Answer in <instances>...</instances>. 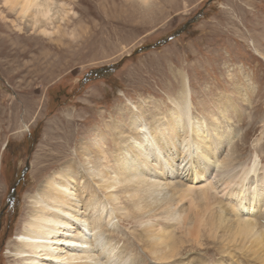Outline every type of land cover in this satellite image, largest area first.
<instances>
[{"label":"rangeland","instance_id":"obj_1","mask_svg":"<svg viewBox=\"0 0 264 264\" xmlns=\"http://www.w3.org/2000/svg\"><path fill=\"white\" fill-rule=\"evenodd\" d=\"M57 1L70 14L44 35L0 0V264L17 263L11 251L39 185L130 102L171 109L181 70L194 115L213 121L227 105L237 163L264 167V0ZM124 222L112 237L143 253L141 228Z\"/></svg>","mask_w":264,"mask_h":264},{"label":"bare ground","instance_id":"obj_2","mask_svg":"<svg viewBox=\"0 0 264 264\" xmlns=\"http://www.w3.org/2000/svg\"><path fill=\"white\" fill-rule=\"evenodd\" d=\"M4 2L44 35L70 14L57 0ZM178 74L171 109L130 102L39 185L16 264H264V167L237 163L227 105L213 121L195 116L190 81ZM122 221L141 228L143 253L112 237Z\"/></svg>","mask_w":264,"mask_h":264},{"label":"water","instance_id":"obj_3","mask_svg":"<svg viewBox=\"0 0 264 264\" xmlns=\"http://www.w3.org/2000/svg\"><path fill=\"white\" fill-rule=\"evenodd\" d=\"M212 0H210V2H211ZM202 16V12H200V14H197L194 18H192L191 20H189L186 24H185V26H183L181 29H179L177 32H175V34H173V36L172 37H175V36H177V35H179V34H181V33H183L185 30H187L188 28H189V26L191 25V24H193L194 22H196L200 17ZM170 38H167V39H165V40H163L162 42H166V40H169ZM162 42H160V43H162ZM158 45V44H157ZM157 45H155V46H157ZM151 47V46H150ZM149 47V48H150ZM154 47V46H153ZM104 69H99V70H96L95 72H91L92 74H95V75H99V73L100 72H102ZM25 171V170H24Z\"/></svg>","mask_w":264,"mask_h":264}]
</instances>
